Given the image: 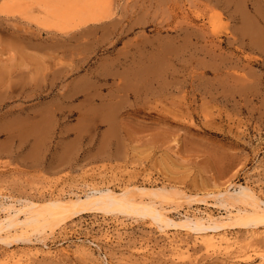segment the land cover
I'll list each match as a JSON object with an SVG mask.
<instances>
[{"label":"rangeland","instance_id":"374dc122","mask_svg":"<svg viewBox=\"0 0 264 264\" xmlns=\"http://www.w3.org/2000/svg\"><path fill=\"white\" fill-rule=\"evenodd\" d=\"M111 13L68 34L0 14V220L3 205L108 189L147 203L132 189L161 188L175 222L224 228L89 210L0 234V264H264V223L235 226L229 211L251 207L223 198L246 187L264 209V0H112ZM211 235L229 241L208 249Z\"/></svg>","mask_w":264,"mask_h":264},{"label":"bare ground","instance_id":"6f19581e","mask_svg":"<svg viewBox=\"0 0 264 264\" xmlns=\"http://www.w3.org/2000/svg\"><path fill=\"white\" fill-rule=\"evenodd\" d=\"M111 11L112 0H4L0 5L1 15H22L42 30L63 34L80 30V28L88 25L101 24L102 21L111 18ZM132 191L140 192V194L147 196L150 202L137 203L131 197L130 191L117 194L108 189L106 191L95 190L94 193L87 195L85 198H70L67 201L52 199L44 204L30 203L20 209L13 204L3 205L2 211L7 212L5 215H8L4 220H0V234L13 230L16 232L17 235L15 236L17 238H27L29 235L31 236V233L42 234L47 228L56 226L69 216L89 210L136 215L142 218H149L153 223L163 227H176L183 224L184 227L198 233L205 230H223L224 228L218 220L212 218H207L208 222H210L209 226H207V222V225L206 223L204 224L205 218L203 220H200L201 218L192 220L186 217L184 218L185 221L181 223L172 220L165 213L164 208L161 207L162 205L158 204L160 208L156 204L157 199L169 197L171 193L169 189L149 190L134 188ZM223 198L225 202L226 200L228 201L225 204L230 209H233V205H235L233 203L245 205L243 206L245 208L251 207V209L239 208L236 213L230 210L228 220L232 224L246 228L263 225L264 209L261 206L262 202L249 188L241 187L236 194H229ZM229 202L233 205L229 204ZM21 215H24V220L20 218ZM203 240L207 248L213 250L219 249V246H222L224 242L227 244L229 241L227 237L219 239L216 235L204 236ZM10 258L12 259L13 257Z\"/></svg>","mask_w":264,"mask_h":264}]
</instances>
